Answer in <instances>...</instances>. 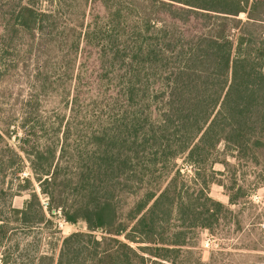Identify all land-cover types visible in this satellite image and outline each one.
Masks as SVG:
<instances>
[{
  "label": "trees",
  "instance_id": "1",
  "mask_svg": "<svg viewBox=\"0 0 264 264\" xmlns=\"http://www.w3.org/2000/svg\"><path fill=\"white\" fill-rule=\"evenodd\" d=\"M92 3L109 11L116 0ZM129 3L137 13L120 6L105 27L85 21L86 11L61 30L56 11L30 4L0 16L6 50L20 31L50 41L67 32L76 37L65 48L77 56L83 46L95 48L101 69L90 75L96 90L80 87L86 75L75 78L64 137L32 153L23 150L49 201L44 207L30 180H22L20 188L29 191L24 206L0 203L1 264H157L189 244L190 230L219 223L226 210L210 196V184L234 189L218 178L224 172L214 170L222 153L264 173V0ZM67 80L65 86L72 77ZM80 122L86 125L73 124ZM73 126L85 134L73 139ZM21 128L26 143L35 127L25 122ZM10 131V125L0 129V145ZM5 146L0 172L14 176L22 157ZM179 158L192 166L193 186L174 171ZM6 191L0 190L3 203L16 196ZM239 192L230 193L231 204ZM58 212L68 223L85 222L87 232L63 238L57 258L41 252L28 259L22 252V261L14 260L19 246H8L14 225L31 230L52 224L48 214Z\"/></svg>",
  "mask_w": 264,
  "mask_h": 264
},
{
  "label": "rangeland",
  "instance_id": "2",
  "mask_svg": "<svg viewBox=\"0 0 264 264\" xmlns=\"http://www.w3.org/2000/svg\"><path fill=\"white\" fill-rule=\"evenodd\" d=\"M62 1L0 0V16L2 14V17L6 15L5 18H8L11 7L18 9L23 4H30L40 11H56V15L60 16L58 23L63 30L64 22L68 27L77 24L81 13L83 16L86 11L85 21L101 27L110 24L112 15L120 6L127 12L132 9L134 14L138 11L131 8L129 0H116V7H111L109 11L99 3H92V0H88V7L85 0H67L65 6ZM239 19L245 21L247 15L241 14ZM1 27L0 25L2 34ZM24 32H18L8 44L7 50L6 45L0 44V129L4 131L10 125L11 130V136H6L0 145V160L3 148H7L6 144L12 146L22 157L16 175H9L7 171L0 172V190L5 189L8 192V189H11L8 193L16 195H10L8 198L5 196L7 203H3L0 198V203L7 206L13 204L18 208L23 207L29 198V191H24L20 188L21 185L19 186L22 180H30L29 188L35 189L42 204L47 205L49 199L41 194L26 153H32L36 146L44 147L48 142L64 137L70 114L69 107L65 105L66 98L74 89L75 78L86 75L85 84L80 87L84 91H93L99 86L91 82L90 75L93 77L97 72H101L95 48L83 46L80 56L65 48V44L73 42L76 35L73 37L67 32H57L50 41L45 35L30 37ZM68 75L72 77V82L65 86L63 80L68 82ZM25 122L35 127L33 137L26 143L21 142L24 136L21 125ZM51 124H54L53 131ZM73 124L86 125L81 122ZM71 131L73 139H76L78 134H85L78 131L76 126H73ZM223 149L221 145L220 150ZM23 150H27L26 153ZM219 160L220 162L214 165V170L224 172V175H219L218 178L223 180L227 187L234 186L228 193L219 184H210V196L222 202L226 210L221 214L219 223L212 230H190L189 244L179 252L169 254V259H157V264H264V173L261 167L235 161L230 152L222 153ZM225 160L230 164L227 169L221 163ZM176 164L174 171L180 170L187 186H193L192 166L185 158H179ZM204 176L205 174H202L201 180ZM237 191H240V196L235 204H231L230 193L234 195ZM48 218L52 220V224L35 225L31 230L14 225L15 229L11 231L8 241L11 249L19 246L18 251H15L14 260L21 262L18 256L22 252L28 259L41 252L57 258L63 238L76 232H87L85 222L68 223L60 212L53 217L48 214ZM173 225L174 223L171 227ZM29 261L38 264L36 260Z\"/></svg>",
  "mask_w": 264,
  "mask_h": 264
},
{
  "label": "built area",
  "instance_id": "3",
  "mask_svg": "<svg viewBox=\"0 0 264 264\" xmlns=\"http://www.w3.org/2000/svg\"><path fill=\"white\" fill-rule=\"evenodd\" d=\"M45 204V203H44ZM48 204V203H47ZM44 206H47L46 204L44 205ZM0 264H1V262H0Z\"/></svg>",
  "mask_w": 264,
  "mask_h": 264
}]
</instances>
